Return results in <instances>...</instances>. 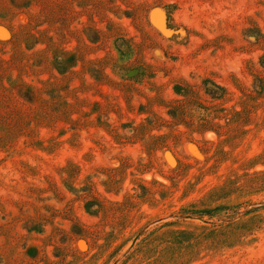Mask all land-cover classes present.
Listing matches in <instances>:
<instances>
[{"label":"rangeland","instance_id":"rangeland-1","mask_svg":"<svg viewBox=\"0 0 264 264\" xmlns=\"http://www.w3.org/2000/svg\"><path fill=\"white\" fill-rule=\"evenodd\" d=\"M0 264H264V0H0Z\"/></svg>","mask_w":264,"mask_h":264},{"label":"trees","instance_id":"trees-1","mask_svg":"<svg viewBox=\"0 0 264 264\" xmlns=\"http://www.w3.org/2000/svg\"><path fill=\"white\" fill-rule=\"evenodd\" d=\"M210 83V82H209ZM212 86H214L215 88H217L215 85H213L212 83H210ZM207 89H211V88H209V87H207ZM212 93H214V90L213 89H211V92H210V94H212Z\"/></svg>","mask_w":264,"mask_h":264}]
</instances>
